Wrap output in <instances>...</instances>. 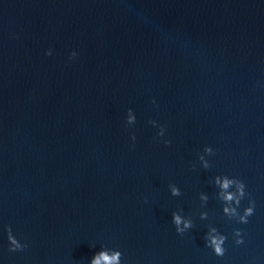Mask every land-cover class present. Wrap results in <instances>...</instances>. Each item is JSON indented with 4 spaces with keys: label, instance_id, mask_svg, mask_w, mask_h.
<instances>
[{
    "label": "water",
    "instance_id": "water-1",
    "mask_svg": "<svg viewBox=\"0 0 264 264\" xmlns=\"http://www.w3.org/2000/svg\"><path fill=\"white\" fill-rule=\"evenodd\" d=\"M225 175L250 194L239 207ZM102 250L264 264V0H0V264Z\"/></svg>",
    "mask_w": 264,
    "mask_h": 264
},
{
    "label": "clouds",
    "instance_id": "clouds-1",
    "mask_svg": "<svg viewBox=\"0 0 264 264\" xmlns=\"http://www.w3.org/2000/svg\"><path fill=\"white\" fill-rule=\"evenodd\" d=\"M47 55H51V49L47 50L46 52ZM71 56L74 57L76 56V53L73 51L71 53ZM155 102V101H153ZM135 115L133 113V110L129 108L127 110V123L128 124H133L135 122ZM150 123L153 125H156L155 120H151ZM164 134V128L163 126H159V131L157 135L162 136ZM135 139V136L133 135L132 137ZM165 143H169V141H165ZM205 152L208 153H213V149L210 146H205L204 148ZM200 159L203 160V156H200ZM207 162H205V167H207ZM216 182L220 185L222 189H228L230 185L235 184L238 196L234 195L231 192H225V195L223 199L226 202H232L235 201V204L237 207H239L241 200L246 196L250 194H247L245 191V184L242 180L235 178V179H229L227 175L224 176L223 180H221L220 177H217ZM172 194L173 195H179L180 192L176 187H172ZM206 199V197L204 198ZM254 207H255V201L254 199L249 198V205L243 209V214L239 215V220L238 222L240 223H247L248 222V217L251 216L254 213ZM225 212H230L231 214H237V209L236 208H224ZM206 214L201 213V216L204 217ZM172 222L175 225V230L179 234H183L186 230L190 229L192 227V222L188 220H183L180 215H178L176 212L172 213ZM183 223V227L180 225ZM218 230L216 228H212L211 232H217ZM234 238L235 242L237 244L243 243V237L241 236V230L240 229H235L234 230ZM8 240L11 242V247L10 250L15 251L22 249L23 247H26V245H23L18 241V239L12 234L11 229L8 230ZM226 240V236L223 234H217V235H210L206 234L205 237V243L208 247H210L214 253L217 256H223L225 252V248L223 247L224 242ZM120 259H121V252L119 251H112L109 253L106 250H102L96 254L93 255L91 258L90 264H120Z\"/></svg>",
    "mask_w": 264,
    "mask_h": 264
}]
</instances>
